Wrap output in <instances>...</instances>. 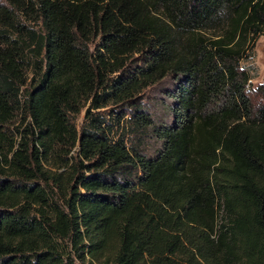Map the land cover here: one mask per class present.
<instances>
[{"label": "trees", "instance_id": "trees-1", "mask_svg": "<svg viewBox=\"0 0 264 264\" xmlns=\"http://www.w3.org/2000/svg\"><path fill=\"white\" fill-rule=\"evenodd\" d=\"M263 33L264 0H0V264H264Z\"/></svg>", "mask_w": 264, "mask_h": 264}, {"label": "rangeland", "instance_id": "rangeland-1", "mask_svg": "<svg viewBox=\"0 0 264 264\" xmlns=\"http://www.w3.org/2000/svg\"><path fill=\"white\" fill-rule=\"evenodd\" d=\"M254 59L251 66L252 78L249 80V90L250 96L254 104L259 101V95L256 92V88L264 81V33L259 35L255 42L254 47ZM158 87H151L147 89L143 94V101L149 105L150 111L156 122L160 124H168L172 121V116L167 112L166 108L163 106V102H169L168 100L162 101L161 98L163 94L159 91ZM109 111V109H106ZM84 111L81 112L77 119V124L81 123ZM150 150V153H153L155 147L157 146L153 140L148 141L147 144ZM75 156V155H74ZM75 161L79 160L75 156ZM62 170V169H61ZM60 170V171H61ZM76 264H82L79 260H75Z\"/></svg>", "mask_w": 264, "mask_h": 264}]
</instances>
